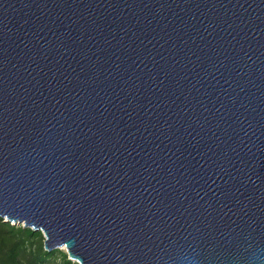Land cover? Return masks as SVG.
Wrapping results in <instances>:
<instances>
[{
	"label": "water",
	"instance_id": "1",
	"mask_svg": "<svg viewBox=\"0 0 264 264\" xmlns=\"http://www.w3.org/2000/svg\"><path fill=\"white\" fill-rule=\"evenodd\" d=\"M0 219L78 264H264V0H0Z\"/></svg>",
	"mask_w": 264,
	"mask_h": 264
},
{
	"label": "trees",
	"instance_id": "2",
	"mask_svg": "<svg viewBox=\"0 0 264 264\" xmlns=\"http://www.w3.org/2000/svg\"><path fill=\"white\" fill-rule=\"evenodd\" d=\"M44 242L41 232L0 219V264H74L65 252H47Z\"/></svg>",
	"mask_w": 264,
	"mask_h": 264
},
{
	"label": "rangeland",
	"instance_id": "3",
	"mask_svg": "<svg viewBox=\"0 0 264 264\" xmlns=\"http://www.w3.org/2000/svg\"><path fill=\"white\" fill-rule=\"evenodd\" d=\"M4 221H6V219H4ZM60 251H62V252H65L66 253V250H65V248H61L60 249ZM74 264H78V263H76V262H73Z\"/></svg>",
	"mask_w": 264,
	"mask_h": 264
}]
</instances>
